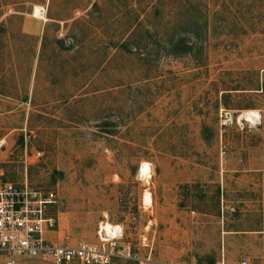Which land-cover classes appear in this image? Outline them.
<instances>
[{"label": "rangeland", "instance_id": "1", "mask_svg": "<svg viewBox=\"0 0 264 264\" xmlns=\"http://www.w3.org/2000/svg\"><path fill=\"white\" fill-rule=\"evenodd\" d=\"M263 83L264 0H0V185L53 194L55 239L264 264Z\"/></svg>", "mask_w": 264, "mask_h": 264}, {"label": "built area", "instance_id": "2", "mask_svg": "<svg viewBox=\"0 0 264 264\" xmlns=\"http://www.w3.org/2000/svg\"><path fill=\"white\" fill-rule=\"evenodd\" d=\"M40 155L37 152V156ZM54 201L53 194L43 195L28 184L7 182L0 185V256L8 258L7 264H17L19 257L37 258L53 264H112L122 260L139 264L156 262L152 253L143 257L125 243L121 225H112V231L102 226L96 242L51 237L55 220L47 215V211Z\"/></svg>", "mask_w": 264, "mask_h": 264}, {"label": "bare ground", "instance_id": "3", "mask_svg": "<svg viewBox=\"0 0 264 264\" xmlns=\"http://www.w3.org/2000/svg\"><path fill=\"white\" fill-rule=\"evenodd\" d=\"M41 11H42V8L39 7V6H37V7H36V15L41 14V13H40ZM150 172H151V170H150V166H149V164H148V163H144V164L141 166L140 174H141L142 176H148V177H150ZM145 195H146V196H145V201H146V203H150V202H151L150 193L147 192ZM104 229H105V230H109V231L111 230V231H112L113 227H112V225H107V226L104 227Z\"/></svg>", "mask_w": 264, "mask_h": 264}, {"label": "trees", "instance_id": "4", "mask_svg": "<svg viewBox=\"0 0 264 264\" xmlns=\"http://www.w3.org/2000/svg\"><path fill=\"white\" fill-rule=\"evenodd\" d=\"M191 25L193 26L192 27V31H190L191 33H194L195 31H194V29H197V28H199L200 27V24H199V22L197 21V19H194L193 18V20L191 21ZM189 48V50L190 49H192L191 47H188ZM187 51V50H186ZM188 52V51H187ZM263 87H264V83H263ZM216 263V260L213 258V259H209V261H208V264H215Z\"/></svg>", "mask_w": 264, "mask_h": 264}]
</instances>
